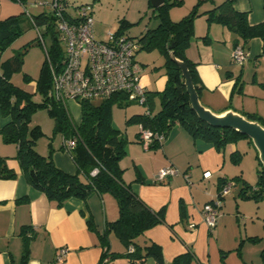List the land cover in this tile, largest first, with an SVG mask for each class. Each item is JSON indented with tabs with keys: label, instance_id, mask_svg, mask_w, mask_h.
I'll use <instances>...</instances> for the list:
<instances>
[{
	"label": "crops",
	"instance_id": "1",
	"mask_svg": "<svg viewBox=\"0 0 264 264\" xmlns=\"http://www.w3.org/2000/svg\"><path fill=\"white\" fill-rule=\"evenodd\" d=\"M178 1L179 4L168 9L172 21L180 20L192 10L197 12L193 21V35L185 55L196 64L203 85L201 102L215 111L230 106L264 117L262 40L253 37L244 45L249 57L242 65H238L231 60V51L235 42L241 44L242 41L228 25L209 18V11L213 9L216 12L226 0ZM228 2L233 9L246 13L249 24L264 21V0ZM26 3L0 0V19L22 13L21 17L26 15L29 19L31 14L25 11ZM122 3L121 6L127 4V7L124 11L123 7L117 8V22L125 18L133 23L130 13L131 8L135 7L140 19L149 15L145 24L144 19L140 20L145 26L140 35L146 29L157 26L159 21L150 0H125ZM128 32L129 29L125 33L133 37ZM142 50L138 49L135 53V59L142 68L141 81L147 90L161 91L167 79L163 67L164 57L159 52L161 58L157 59ZM227 74L230 77H226ZM239 76L242 83L240 89L234 85ZM66 105L70 114H74L73 122L79 124V102L71 99ZM143 110L138 104L131 105L124 108L122 116L118 110L112 109V124L127 141L125 155L119 161L123 182L129 184L149 208L164 210V222L146 229L137 241L142 245L147 241L157 244L165 263L181 253L191 251L195 259L190 264H264V197L254 200L240 196L243 186L256 182L248 179L244 150L236 142L218 149L213 143L193 138L180 125L171 128L164 142H155L145 149L137 138L139 125L127 122L132 115ZM49 119H45L44 123H33L31 118V123L41 128L45 138V144L38 139L35 148L40 154L46 155L50 143L56 166L73 174L77 171L76 164L62 147V135L53 133V119ZM8 120V117L1 118L0 125ZM16 149V144L5 143L0 138V155L8 157V166L17 173L13 179H0V264L18 263L26 250L28 258L25 264H98L105 251L109 257L102 264H129L125 256L112 255L126 251L114 232L108 234L107 249L100 239L107 223L118 217V204L113 194L109 191H93L85 199L71 197L62 206H56L43 192L25 180L18 162L13 158ZM236 151L241 155H233ZM168 165L176 167L178 174L164 182L153 181L154 174ZM204 172H209V176L205 177ZM224 179L234 180L231 188L233 194L228 197L230 190L224 197L216 225L209 230L203 221L202 208L215 198ZM253 236L259 237V240L251 242L247 239ZM61 248H64L65 253L58 260ZM141 264H156V261L148 256Z\"/></svg>",
	"mask_w": 264,
	"mask_h": 264
},
{
	"label": "trees",
	"instance_id": "2",
	"mask_svg": "<svg viewBox=\"0 0 264 264\" xmlns=\"http://www.w3.org/2000/svg\"><path fill=\"white\" fill-rule=\"evenodd\" d=\"M17 1L22 4L27 2V0ZM61 1L69 8L67 0ZM179 3L178 0H165L158 7L152 8L159 22L156 27L146 29L136 40L139 43L138 49L146 51L156 49L164 57L163 67L167 77L165 86L161 91L146 89V105L127 100L123 93L104 98L82 99L78 101L81 106V120L79 124H75L67 105L47 96L51 88L49 63L56 64L64 57V50L56 29L57 17L51 10L48 13L30 15L29 18L32 25L38 28L42 40L44 35H48L51 40L50 47L46 50V59L36 79L35 91L41 95L40 102L33 101L30 92L14 85L10 79L13 72L21 68L26 49L0 61V115L2 118H9L6 123L0 125V138L5 143L16 144L17 149L13 158L18 162L25 180L33 188L43 192L56 206H62L71 197L85 199L93 191L111 192L118 204V217L115 221L107 223L100 239L107 249L108 234L114 232L126 251L112 255L125 256L129 264H141L148 256H152L156 264H190L195 256L191 251H186L175 256L169 263H165L161 248L157 244L147 241L145 245H142L137 241L146 229L164 222V210L161 208L155 211L149 208L131 190L130 185L122 180L119 161L125 155L127 141L122 132L112 124L114 106L126 107L134 103L142 106L143 112L132 115L127 122L132 121L165 135H168L174 125H180L193 138L213 143L218 149L242 139L252 145L246 135L232 128L211 126L201 120L191 108L188 93L183 84V76L177 64L170 59L169 50L186 63L193 85L200 97L203 85L197 74L196 64L185 55L193 35V21L197 12L192 10L180 20L172 21L168 16V9ZM68 8H65L63 12L71 16L72 13L68 11ZM217 9L216 12L213 9L209 11L211 12L209 18L212 17L228 25L237 34L242 43L235 42L234 46L241 45L244 48V45L253 37H259L264 43V21L254 25L249 24L246 13L233 9L228 0ZM22 14L0 19V55L15 35L20 33L19 20H22ZM131 25L132 23L127 19L120 18L118 28L114 32L125 33ZM170 45L171 48H169ZM226 77L230 75L227 74ZM234 85H238L240 89L242 85L240 76L235 79ZM41 108H45L49 117L53 119V133H59L63 138L73 140V146L67 152L76 164L75 173H67L56 166L52 159L53 148L50 143H48L46 155L36 150V142L44 134L37 124L31 123V118L33 113ZM241 112L264 124V117ZM62 147L64 148L63 145ZM233 155L240 156L241 153L236 151ZM254 157L258 164L257 180L253 185L243 186L240 196L259 200L264 197V167L259 162L256 151ZM7 159L8 157L0 155V179H13L17 176L16 171L8 166ZM94 169L96 173L92 175L91 171ZM90 227H92L91 224ZM26 229H23V232ZM247 239L255 242L259 240V237L253 236ZM129 246L133 247V251H128ZM107 256L108 253L105 251L98 264H102ZM27 258L26 250L18 263L10 264H25Z\"/></svg>",
	"mask_w": 264,
	"mask_h": 264
},
{
	"label": "built area",
	"instance_id": "3",
	"mask_svg": "<svg viewBox=\"0 0 264 264\" xmlns=\"http://www.w3.org/2000/svg\"><path fill=\"white\" fill-rule=\"evenodd\" d=\"M39 5H48L57 17L56 29L61 43L64 45V57L56 64L49 63L51 88L47 96L59 103L68 100L79 101L89 98H104L123 93L127 100L146 105V87L141 81V65L135 59L139 43L125 33L108 32L105 39H97L94 33V22L88 5L74 8L69 16L63 12L68 8L61 0H37ZM41 38V35L39 33ZM249 57V52L241 45L231 51V60L242 65ZM137 138L147 149L153 143H162L167 135L139 125ZM62 145L68 151L73 146L72 139L62 137ZM96 169L91 171L95 174ZM178 174L172 165L160 168L153 176V181L164 182ZM208 177L209 172H204ZM234 185L231 179H224L215 198L206 202L202 208L203 221L212 230L219 215L223 198ZM128 251H133L129 246ZM65 253L61 248L58 260Z\"/></svg>",
	"mask_w": 264,
	"mask_h": 264
},
{
	"label": "rangeland",
	"instance_id": "4",
	"mask_svg": "<svg viewBox=\"0 0 264 264\" xmlns=\"http://www.w3.org/2000/svg\"><path fill=\"white\" fill-rule=\"evenodd\" d=\"M37 0H27L25 11L28 14L36 15L41 12H50V7L46 5H39L35 3ZM46 1V0H44ZM125 0H67L69 6V11H74V7L81 5H88L91 10V14L93 17L94 27H95V37L97 39H105L108 32L115 31L118 28L117 18L115 17V13L118 7H123L122 11L126 10L127 4H124ZM120 4V5H119ZM26 16V15H25ZM24 15L21 17L22 20H19V25L21 27V31L19 34L15 35L10 44L4 49V51L0 55V61L9 57L15 53H21L24 51L23 62L21 68L11 75V82L23 89L24 91L30 92L31 98L35 102L41 101L40 93L35 91L36 79L39 76L41 66L46 59V50L50 47L51 40L48 35H44L43 40L39 36L38 28H35L34 25L30 22V20ZM130 17L134 19L131 26H129V34L134 37L135 40H138V36L140 35V31L145 28L143 24L149 19V15L144 16V18L137 17L136 8H131ZM144 22L142 24V21ZM140 20H142L140 22ZM148 24V22H147ZM127 29V30H128ZM61 47L64 50L65 47L61 43ZM140 50V49H139ZM144 51L145 54H150L151 56L156 57L157 59L161 58V54L157 50L153 51ZM153 52V53H152ZM137 53V52H136ZM1 71V68H0ZM137 105V104H131ZM128 105V106H131ZM126 106V107H128ZM139 106V105H138ZM126 107H118L114 106L118 113L120 112L123 116V110ZM72 118L74 114L71 112ZM0 115V119H1ZM121 118V116H120ZM45 119H49V115L45 108L38 109L32 115V122L37 123L38 121H42L44 123ZM44 136V135H43ZM41 137L39 139L42 144H45V138ZM239 145L241 150H244V166L246 167V173L248 175V179L251 182H255L257 179V161L254 157L255 149L252 145L247 143L246 140L242 139L236 142ZM232 189L229 194V198L232 196ZM246 219V217H245ZM250 221V220H249ZM246 222H248L246 220ZM242 227L244 226L241 223ZM114 241H118V239L114 238ZM123 248V246H122Z\"/></svg>",
	"mask_w": 264,
	"mask_h": 264
},
{
	"label": "water",
	"instance_id": "5",
	"mask_svg": "<svg viewBox=\"0 0 264 264\" xmlns=\"http://www.w3.org/2000/svg\"><path fill=\"white\" fill-rule=\"evenodd\" d=\"M165 0H150L152 7H158ZM171 48V45L169 46ZM169 57L173 60L181 71L183 76V84L188 93L191 108L197 116L207 124L215 127H228L235 131L246 135L258 157L262 167H264V124L259 120L251 119L241 111L235 110L232 107L215 111L203 104L193 85L191 75L186 63L174 56L173 51L169 50Z\"/></svg>",
	"mask_w": 264,
	"mask_h": 264
}]
</instances>
